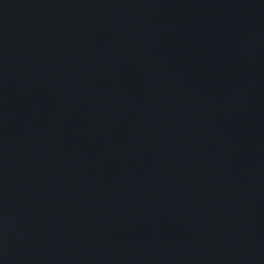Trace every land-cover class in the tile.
<instances>
[{
    "label": "water",
    "instance_id": "water-1",
    "mask_svg": "<svg viewBox=\"0 0 264 264\" xmlns=\"http://www.w3.org/2000/svg\"><path fill=\"white\" fill-rule=\"evenodd\" d=\"M0 264H264V0H0Z\"/></svg>",
    "mask_w": 264,
    "mask_h": 264
}]
</instances>
